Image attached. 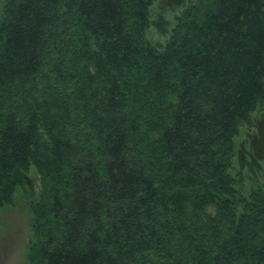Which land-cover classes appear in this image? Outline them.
Returning a JSON list of instances; mask_svg holds the SVG:
<instances>
[{"label":"trees","instance_id":"1","mask_svg":"<svg viewBox=\"0 0 264 264\" xmlns=\"http://www.w3.org/2000/svg\"><path fill=\"white\" fill-rule=\"evenodd\" d=\"M156 1L3 6L0 210L35 174L28 264H264V185L234 172L264 0H191L161 46Z\"/></svg>","mask_w":264,"mask_h":264},{"label":"rangeland","instance_id":"2","mask_svg":"<svg viewBox=\"0 0 264 264\" xmlns=\"http://www.w3.org/2000/svg\"><path fill=\"white\" fill-rule=\"evenodd\" d=\"M6 1L0 0V19ZM190 1L157 0L151 10L148 40L164 45L172 30L174 14ZM235 143L234 172L240 175L242 192L247 194L252 188L264 185V106L252 115L251 125L241 128ZM31 177L36 183L33 189H18L12 204L0 210V264H28L27 249L32 242L33 222L30 196H36L39 190L35 174Z\"/></svg>","mask_w":264,"mask_h":264}]
</instances>
